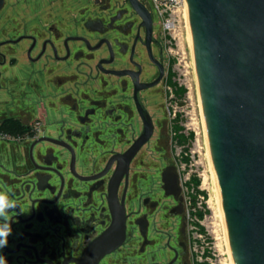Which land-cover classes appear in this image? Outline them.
<instances>
[{
	"label": "flooded vegetation",
	"instance_id": "1",
	"mask_svg": "<svg viewBox=\"0 0 264 264\" xmlns=\"http://www.w3.org/2000/svg\"><path fill=\"white\" fill-rule=\"evenodd\" d=\"M174 32L149 0H0L7 264H195Z\"/></svg>",
	"mask_w": 264,
	"mask_h": 264
},
{
	"label": "water",
	"instance_id": "2",
	"mask_svg": "<svg viewBox=\"0 0 264 264\" xmlns=\"http://www.w3.org/2000/svg\"><path fill=\"white\" fill-rule=\"evenodd\" d=\"M234 264H264V0H186Z\"/></svg>",
	"mask_w": 264,
	"mask_h": 264
},
{
	"label": "rangeland",
	"instance_id": "3",
	"mask_svg": "<svg viewBox=\"0 0 264 264\" xmlns=\"http://www.w3.org/2000/svg\"><path fill=\"white\" fill-rule=\"evenodd\" d=\"M175 22L174 108L180 126L188 133L189 175L192 184V209L196 211L195 228L191 226V251L195 264H232L226 229L214 188L203 117L196 84L191 50L182 13ZM179 148L176 149V154ZM191 209V208H190ZM234 264V263H233Z\"/></svg>",
	"mask_w": 264,
	"mask_h": 264
},
{
	"label": "clouds",
	"instance_id": "4",
	"mask_svg": "<svg viewBox=\"0 0 264 264\" xmlns=\"http://www.w3.org/2000/svg\"><path fill=\"white\" fill-rule=\"evenodd\" d=\"M17 206V201L11 198L9 193L0 191V249L7 246L8 237L12 232L10 213ZM0 264H7L3 255H0Z\"/></svg>",
	"mask_w": 264,
	"mask_h": 264
},
{
	"label": "built area",
	"instance_id": "5",
	"mask_svg": "<svg viewBox=\"0 0 264 264\" xmlns=\"http://www.w3.org/2000/svg\"><path fill=\"white\" fill-rule=\"evenodd\" d=\"M149 2L153 11L162 19L163 23L172 25L173 29L179 15L184 14L186 4V0H149Z\"/></svg>",
	"mask_w": 264,
	"mask_h": 264
},
{
	"label": "bare ground",
	"instance_id": "6",
	"mask_svg": "<svg viewBox=\"0 0 264 264\" xmlns=\"http://www.w3.org/2000/svg\"><path fill=\"white\" fill-rule=\"evenodd\" d=\"M184 17H185V22H186V35L188 38V43H189V47L191 50V55H192V61H193V67L195 70V77H196V84H197V89H198V96H199V100H200V106H201V113H202V117H203V126H204V134H205V139L207 142V146H208V154H209V158H210V164H211V156H210V150H209V137H208V133H207V129H206V124H205V119H204V114H203V108H202V104H201V99H200V93H199V88H198V81H197V74H196V66H195V61H194V57H193V53H192V45H191V37H190V31H189V23H188V15H187V2L184 6ZM211 172H212V167H211ZM212 178H213V183H214V188H215V192H216V198H217V202L219 205V209L222 215V219L224 221V217H223V212H222V207H221V203H220V199H219V195L216 189V184H215V180L213 177V172H212ZM224 226H225V221H224ZM226 229V226H225ZM226 235H227V231H226ZM227 243H228V249H229V254H230V259L232 261V264L234 263L233 257H232V252H231V248H230V244H229V240H228V236H227Z\"/></svg>",
	"mask_w": 264,
	"mask_h": 264
}]
</instances>
